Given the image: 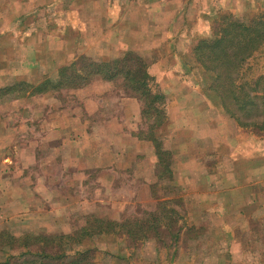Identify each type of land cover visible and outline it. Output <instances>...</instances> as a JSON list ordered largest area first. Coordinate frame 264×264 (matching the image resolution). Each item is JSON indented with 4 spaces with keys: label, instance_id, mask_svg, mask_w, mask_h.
I'll return each instance as SVG.
<instances>
[{
    "label": "rangeland",
    "instance_id": "374dc122",
    "mask_svg": "<svg viewBox=\"0 0 264 264\" xmlns=\"http://www.w3.org/2000/svg\"><path fill=\"white\" fill-rule=\"evenodd\" d=\"M83 2L86 3V11L81 10L76 16V23H73L75 27L66 28V31H61L63 34L57 32L60 24L56 21L55 11L66 8L68 5L64 6V3H74L77 7L83 5ZM39 3L41 5H38V8L27 10L29 16L24 19L25 24H31L32 30L41 29L45 38L57 36V33L78 38L82 33L80 26H84L86 29H83V34L88 43H84L85 49L91 51L87 54L77 52L68 61L59 57L53 63L44 57L42 63L46 69L28 81L31 86L26 87L24 91L20 88L6 91L9 85L1 87V100L15 95L26 97L29 93L34 94L31 92L32 88L45 82L49 85L58 84L63 76L61 70L64 69L66 75L69 74L72 71V63L78 72L85 71L89 60L109 62L111 67L118 65V68L136 67L141 63L152 76L149 80L151 94H164V121L154 129L151 128L155 111L147 108L146 102L150 97H145L128 87L130 82L122 74L109 80L92 75L78 87L73 86L77 85V82H71L57 88L49 86V90L40 92L49 93L62 104H68L75 96H81L74 93L79 88L94 85V90H99L104 98L99 118L100 114H104L105 118L109 113L123 116L124 121L121 122L125 123V130L130 131L128 124L132 123L131 115L139 112L138 129L132 131V134H137L141 139L150 137V142H153L155 147L152 154L155 156H147V148H141L144 153L135 157V161L139 158L140 162L145 161V165H140L138 178L139 183L147 184L144 187L137 188L136 181L132 183L131 177H128L131 172L124 171L123 180L126 185L121 187L119 194L127 202H122L119 217L100 215L99 211L85 214L76 212L71 214L69 227L61 232L14 233L3 230L18 239L0 243V262L7 258L9 264H23L26 260H38L43 264H264V185L259 188L240 184L237 194H232L229 202L223 204L228 209H223L222 203L199 204L195 199L197 188L177 186L173 176V169L177 165L174 153L176 148H187L191 158L195 156V146L191 143L180 145L167 136L171 131L167 124L169 112L174 113L178 109L175 104L171 107L170 101L174 100V97H181L183 93L175 88L178 86L175 84L179 82L199 87L210 104L225 114L221 111L214 93L206 89L209 76L202 73L201 68L194 62L192 48L199 40L211 37L214 22L221 15L231 13L234 18L245 21L264 13V0H37V4ZM34 16L38 18L37 25L30 22ZM81 42L83 43V39ZM47 45L53 46V43L49 42ZM101 46L104 47L103 52L99 51ZM56 61L67 62L59 65ZM250 64L253 74L264 75V48L254 54ZM174 82L178 83L173 84ZM85 96L92 97L90 94ZM131 104L138 105V108L130 107ZM154 106H157V103ZM192 106L194 103L189 105L188 109ZM80 107L84 108L83 105ZM199 108L206 114L210 111L200 105L194 110L198 113ZM227 118L237 136V146L264 140V133L252 129L241 130L230 117ZM199 119L200 117L194 116L191 122L187 123L197 124ZM205 120L210 121L206 115L201 123ZM207 128L209 126L203 124L202 130ZM204 134L215 136L216 132L206 131ZM213 141L214 138H209L203 148L217 146L212 144ZM225 145L221 148H225ZM130 157L132 154L128 157L129 162ZM206 162L209 161L206 159ZM147 164L150 165L149 172L146 171ZM211 189L213 191L214 187L210 186L209 190ZM235 189L233 187V190ZM221 198L222 196H216V199ZM118 200L121 201L119 198ZM109 203H112L110 198ZM211 205L215 212L202 211L201 207ZM218 206L221 207L220 212L216 210ZM193 211L194 214H199L198 220L192 221L188 216ZM94 218L121 222L122 230L100 235L95 232L83 238L80 244L74 242L70 248H65L66 244H69L67 241L57 239L53 244L37 243L30 246V255H23L25 249L20 244L22 235L73 234L83 226H90ZM10 242L12 244H9ZM9 245L14 247L10 248ZM10 255L13 257L9 258Z\"/></svg>",
    "mask_w": 264,
    "mask_h": 264
},
{
    "label": "crops",
    "instance_id": "0c3cea01",
    "mask_svg": "<svg viewBox=\"0 0 264 264\" xmlns=\"http://www.w3.org/2000/svg\"><path fill=\"white\" fill-rule=\"evenodd\" d=\"M85 4L76 7L74 3H64L68 5L66 8L57 9L54 13L60 24L57 32L63 34L61 31L73 26L79 12L86 11ZM38 5L41 3L37 4V0H0V88L21 80H33L38 72L46 69L42 63L44 57L53 63L59 57L68 61L77 52L91 51L85 49L88 43L83 34L84 26H80L82 33L78 38L59 33L45 38L41 29L32 30L31 24H25L24 19L29 16L27 10ZM37 19L34 16L30 22L37 25ZM49 42L53 46L47 45ZM99 51L103 52L104 47ZM67 61L56 62L60 65ZM175 85H178L176 90L183 93L170 101L171 107L175 104L178 109L169 112L167 124L171 131L167 136L180 145L191 143L196 149L191 158L187 148L174 151L175 182L185 188L196 187L195 199L199 204L222 203L223 209H228L223 204L229 202L232 194H237L240 184L259 188L264 185V140L237 146V136L229 119L210 104L199 87L186 82ZM95 91L92 84L79 88L74 93L81 96H75L68 104H62L49 93L0 99V232L65 231L71 214L76 212L99 211L100 215L119 217L122 202H127L119 194L126 185L125 172H131L128 177L132 183L136 181L137 188L147 185L138 180L140 165H145V161L140 162V158L135 161V157L144 153L141 148H147L146 155L154 157L155 147L150 137L146 140L132 134L138 129L139 112L131 115L130 131L125 130L126 125L121 122L123 116L109 113L105 118L100 114L99 118L104 98L99 90L97 94ZM198 105L211 112L206 114L199 108L197 113L194 109ZM130 107L138 108V105ZM205 115L210 121L201 123ZM194 116L200 117L199 123H187ZM203 124L209 128L202 130ZM206 131H215L216 135L204 134ZM209 138H214L212 144L217 146L203 148ZM223 145L226 147L221 148ZM149 167L147 164V172ZM200 178L202 180H198ZM210 186L214 187L213 191L209 190ZM216 196L222 198L216 199ZM109 198L111 204H108ZM218 207L216 210L220 212L221 207ZM201 208L215 212L213 205ZM188 216L192 221L199 219L194 211Z\"/></svg>",
    "mask_w": 264,
    "mask_h": 264
},
{
    "label": "trees",
    "instance_id": "16d2710c",
    "mask_svg": "<svg viewBox=\"0 0 264 264\" xmlns=\"http://www.w3.org/2000/svg\"><path fill=\"white\" fill-rule=\"evenodd\" d=\"M263 48L264 13L252 16L245 21L234 18L231 13H224L214 22L211 37L199 40L192 48L194 62L201 68L202 73L209 76L206 89L214 93L221 111L230 117L236 127L239 126L241 130L252 129L259 133H264V75L253 74L250 71V60L255 53ZM71 65L73 68L75 64ZM86 66L84 72H78L71 68L72 71L67 75L63 69L60 72L61 75L63 73V76L57 82L58 84L49 85L45 82L43 85L33 87L31 92L40 93L49 90V86L57 88L71 82H77V85L73 86L78 87L92 75H99L102 79L109 80L122 74L130 82L128 87L145 97H150L146 102L147 108H152L155 111L151 128L154 129L163 123L162 106L165 97L162 92L151 94L149 80L152 76L146 71L144 64L139 63L136 67L118 68V65L111 67L109 62L89 60ZM29 86H31L30 82L17 81L8 86L6 91L18 88L24 91ZM155 103L157 106H154ZM121 230V222L94 218L90 226H83L73 234H27L21 236L22 243L20 244L25 249L23 255H30V246L37 243L53 244L57 239L63 240V242L67 241L70 245L66 244L65 248H70L74 242L80 244L83 238L89 237L95 232L100 235L109 232L116 233ZM17 239L18 237L7 231L0 232V243ZM8 247L14 246L9 245ZM12 257L13 255L9 256V258ZM9 263L7 258L4 262H0V264ZM23 264L43 263L38 260H26Z\"/></svg>",
    "mask_w": 264,
    "mask_h": 264
}]
</instances>
